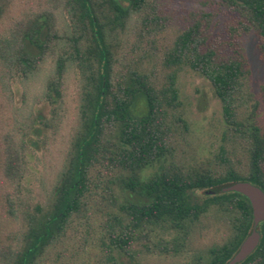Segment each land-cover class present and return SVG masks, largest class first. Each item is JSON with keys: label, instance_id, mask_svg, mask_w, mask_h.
<instances>
[{"label": "trees", "instance_id": "1", "mask_svg": "<svg viewBox=\"0 0 264 264\" xmlns=\"http://www.w3.org/2000/svg\"><path fill=\"white\" fill-rule=\"evenodd\" d=\"M3 1L0 19L7 7ZM215 4L238 15L228 26L229 39L213 43L209 30L212 14L200 13L166 49L162 63L169 71L161 83L138 64L116 69L119 35L134 16L151 8L148 0H67L74 21L73 43L68 49L60 46L51 11L33 14L1 41L2 61L25 77L37 72L48 56L56 55L55 71L47 82V95L53 103L63 97L67 68L75 66L81 76V102L79 127L53 196L47 207L36 204L33 212H24L23 228L15 242L0 245V264H42L47 249L61 240L72 218L86 206L91 171L97 165L115 174L110 183L120 185L122 197L117 201L113 187L108 186L119 210L111 216L108 230L112 264H140L134 261L131 248L147 231L156 227L186 230L187 223L212 207L231 214L233 235L211 248L209 258L199 264H227L238 251L253 228L252 206L243 194L223 192L222 188L247 180L264 191V131L257 122L258 103L251 107L247 103L253 98L248 88L251 69L238 41L240 35L254 29L264 58V0H216ZM141 18L145 28L161 21L157 14ZM58 49L62 50L59 54ZM183 65L210 81L229 130L246 145L248 167L244 172L233 166L222 173L210 167L187 169L175 160L176 126L188 128L179 111L177 87ZM245 108L248 112L241 114ZM27 144L9 134L0 138V172L7 186L17 191L26 171ZM156 164L160 171L144 177V170ZM195 190L201 191L203 201H193ZM209 190L214 192L209 194ZM11 198L5 194L7 214L17 219L19 211ZM259 230V245L238 264H264V221ZM162 248L167 250V246ZM115 250L129 256L130 262H121L113 254Z\"/></svg>", "mask_w": 264, "mask_h": 264}, {"label": "rangeland", "instance_id": "2", "mask_svg": "<svg viewBox=\"0 0 264 264\" xmlns=\"http://www.w3.org/2000/svg\"><path fill=\"white\" fill-rule=\"evenodd\" d=\"M66 1L4 0L7 7L0 19V43L25 19L51 11L61 36L60 46L68 49L73 43L70 38L74 21ZM148 1L151 8H147L143 15L157 14L161 21L150 22L145 28L143 15L133 17L117 41L116 69L120 71L138 64L159 83L165 80L169 71L162 63L166 49L197 15L202 12L212 14L209 30L213 43L216 39H229L228 26L238 17L236 13L218 7L216 0ZM238 41L251 69L248 88L253 98L247 103L249 107L258 103L257 122L264 131V58L259 49V36L252 29L240 35ZM55 59L56 55L48 56L37 72L25 77L9 69L0 56V138L9 134L18 143L23 140L28 143L26 171L20 191L7 186L0 172V245L15 242V235L23 228L24 212H33L36 204L47 207L66 167L79 127L81 76L75 66L67 68L63 97L55 98L54 103L48 98L47 82L54 74ZM177 87L181 101L179 111L183 113L188 128L176 126L172 142L175 160L187 169L210 167L222 173L228 166H233L244 172L248 167L246 145L229 130L222 103L210 81L183 65L178 71ZM248 110L242 109L241 114ZM223 149L225 153H222ZM157 171L160 167L156 164L144 170L143 176L150 177ZM114 175L102 165L94 167L86 206L72 218L61 240L47 249L42 264H112L107 247L108 230L109 224L113 223L111 216L118 214L119 210L108 186L113 187L117 201L122 198L120 185L110 183ZM5 194L11 195L12 202L16 203L19 218L7 214ZM192 199L201 202L204 196L200 190H195ZM232 235L231 214L212 207L198 220L187 223L186 230L156 227L147 231L134 243L131 252L134 261L140 264H199L209 258L211 248L224 244ZM163 246H167V250ZM113 254L121 262H130L129 256H121L116 250Z\"/></svg>", "mask_w": 264, "mask_h": 264}, {"label": "water", "instance_id": "3", "mask_svg": "<svg viewBox=\"0 0 264 264\" xmlns=\"http://www.w3.org/2000/svg\"><path fill=\"white\" fill-rule=\"evenodd\" d=\"M223 192H239L246 196L253 210V228L250 234L244 239L238 251L232 256L227 264H238L244 261L259 245L261 240L260 224L264 221V191L261 187L250 181H238L222 188ZM209 190L207 193L212 194Z\"/></svg>", "mask_w": 264, "mask_h": 264}]
</instances>
